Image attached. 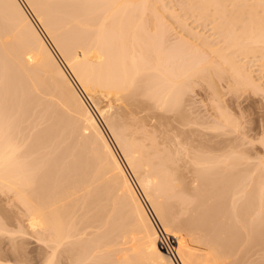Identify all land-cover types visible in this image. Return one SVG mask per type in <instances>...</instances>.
I'll use <instances>...</instances> for the list:
<instances>
[{"label":"bare ground","instance_id":"obj_1","mask_svg":"<svg viewBox=\"0 0 264 264\" xmlns=\"http://www.w3.org/2000/svg\"><path fill=\"white\" fill-rule=\"evenodd\" d=\"M196 1H192L191 9L198 16L205 18L212 10L211 17L216 15L219 21L223 20L216 23L214 17L213 28L222 35L219 43L225 47L220 49L219 43L210 46L202 40L197 60L193 55V59L187 60L185 56L190 50H185L184 45L188 46V41H182L183 37V47L175 43L180 48L176 49L169 38L172 28L167 22L162 26L166 11L164 7L159 10L158 4L167 9L163 0H0V99L7 103H3L5 109L9 105L10 109L16 105L14 111L20 108L16 113L21 112L25 120L22 123L27 126L23 130L30 133V139L18 146L11 141L8 130L21 133L20 127L15 130L20 115H16V125L11 123L14 119L5 121L7 129L0 121V194H14L26 213L32 236L51 250L44 257V264H62L64 251L72 245L71 241L74 243L70 232L78 226L94 231L82 232L77 242L79 250L75 243L76 249L71 248L85 252L89 259L100 258L98 263L103 259L104 264H177L173 255L182 264H232L235 256H243L261 244L264 248V168L260 169L264 164L253 167L254 171L248 169L243 176V170H238L245 165L242 155L191 154L188 159L192 165L186 164L191 165L192 179L195 177L197 182L195 188L191 187L185 176L191 171H182L179 164L186 155H181V149L176 151L182 142H178L176 150L169 147L173 152L168 151L170 145L162 149L160 143L158 146L154 142L162 143L164 139L150 142L145 130L144 139L149 146L144 139H140L145 144L141 145L138 138L127 134L129 125L123 124L125 118L122 121L113 109L115 98L141 112L157 109L177 114L185 91L195 81L206 82L217 94L218 82L230 72L232 75L227 78L233 80L234 84L229 79L232 88L249 85L253 90H261L254 79L253 61L247 60L249 54L259 56L257 61L264 70V15L260 14L264 0ZM233 8L236 14L230 10ZM174 16L170 15L177 19ZM188 33V37L196 35L188 43L193 52L198 48L194 41L201 40V35L192 30ZM178 50H184L181 53L186 55ZM206 51L210 57L214 54L216 61L204 56ZM234 53L240 58L248 56L240 60L237 55L232 56ZM98 95L108 99L104 107L96 102ZM27 102H31L33 111ZM43 117L48 119L47 129H39L40 123H36ZM99 118L107 122L124 161L107 138ZM179 119L187 120L182 114ZM62 136L66 146L60 152L65 154L57 164L54 159L60 152L56 140ZM150 137L153 136L149 134ZM164 141L163 145L169 140ZM29 147H43L47 154L42 149L38 151L42 155L37 153L40 156L25 153ZM127 167L162 222V235ZM37 182L45 185L38 186ZM211 200L213 203H208ZM183 214L187 215L185 219L178 221ZM2 226L1 235L11 234L5 233ZM112 235L119 241L115 242ZM164 235L167 249L162 244ZM190 238L203 250L194 247ZM122 245L129 247L124 249ZM260 251L264 254V250ZM74 255L77 257L73 258ZM73 256L68 254V264H81L78 253Z\"/></svg>","mask_w":264,"mask_h":264},{"label":"rangeland","instance_id":"obj_2","mask_svg":"<svg viewBox=\"0 0 264 264\" xmlns=\"http://www.w3.org/2000/svg\"><path fill=\"white\" fill-rule=\"evenodd\" d=\"M192 1H194V0H163V4L167 6V9L165 6L160 5V3L158 4L159 10L161 9L160 7H162V8L164 7L163 9H164V11H166V13L164 12V14H163L164 17L162 16V18L165 19V22L163 23L162 26H164V24L166 25V22H167L170 25V27L172 28L171 36L174 39L168 34L169 38H171L170 42L173 43V45L175 43H179L178 45H180V46L182 45V41L187 40L189 43L190 42L189 40L192 39V37L196 36V35H193L192 37L189 36L190 38L187 36V32L190 33V31L192 30V32L193 31L196 32L195 34L201 35V40L200 39L198 41L192 40L195 42L196 45L193 42L191 47H193V44L195 45L194 47H198V46L200 47V46H202L201 42L203 44V41L207 42L208 44L210 43V46H213L214 44L217 45L219 42L222 41L220 38L221 34L219 35L218 32L216 34L213 26L214 27L216 26L215 24L217 23V20L219 18H217L215 15L214 17H216L215 18L216 23H214V20H213L214 17H211V16H213L212 10H210L211 13H210V11H209V13H207V16L205 18L202 16H198L199 13L198 14H197V12L194 13L195 11H192V9H191L193 7V6L191 7V4H193ZM231 1H229V2L231 3ZM161 3H162V1H161ZM229 5H227L228 8H229ZM230 8H232V7H230ZM230 10L233 13H235L234 8L230 9ZM228 11H229V9H228ZM245 11H244V13L247 12V11L246 12ZM233 13H231L232 14L231 17H233ZM172 14L176 15L174 17H177V19L176 18L172 19L170 17V15L172 16ZM209 14H211V15H209ZM229 14H230V12H229ZM260 14L264 15V10H260ZM209 17H211V18H209ZM153 18H155V17H153ZM241 18L243 19V16ZM31 19H32V17H31ZM155 19H157V18H155ZM164 19H161L160 23H162L164 21ZM245 19L247 20V17L244 18V21H246ZM157 21H159V20L157 19ZM220 21L222 22L223 20L221 19ZM220 21H219V23H221ZM160 23H158V24L160 25ZM168 24H167V26H168ZM189 33H188V35H190ZM183 37H184V39H183ZM195 39H196V37H195ZM185 43H186V41H185ZM188 43H187V45L190 46ZM178 45H176V44L174 45L176 47V49H180V48H178L179 47ZM224 45L222 43H219L220 49L224 48L225 47ZM188 46L184 45V49L187 47L185 50H190L188 52H190L191 55L187 54V56H185L186 53H185V55L181 53V52L184 53V50L183 51L178 50V51L182 55H184L187 60H191V58L193 59V57H195L194 59H196V55L201 54L199 47L197 48V50H196V48L193 49V52H192L191 51L192 49H188L189 48ZM175 47H173V48H175ZM181 47H183V45ZM217 48H218V46H217ZM200 49H202V48H200ZM198 50L200 51V53ZM202 50L204 51V48ZM197 51H198V53H197ZM207 53H208L207 51H206V53L204 52V56H207L208 55ZM234 54L235 55L232 54V56H234L236 58V55H237L240 58L238 53H234ZM256 54L261 55L260 53H256ZM177 55L179 56V54H177ZM182 55L179 57H184ZM188 55H190V58L188 57ZM192 55H193V57H191ZM199 55L197 57H199ZM253 55H254V57H252ZM208 56L210 57V55H208ZM241 56L242 57L240 58V60L244 59V57L246 58V56H248V55H246L244 57H243V55H241ZM249 56L250 57H248L249 59L247 61H249V60L253 61L251 65L253 68L252 70L254 71V73H253L254 79L256 80V83L261 85V90H259V91L253 90L254 88H251V86H249V85L248 86L244 85L243 88L239 87L240 89L242 88L241 90L238 87H236V89L232 88V87H234L231 84V81L233 83V80L229 78L231 80L230 81L227 78V77H230L229 74L231 73V72L230 73L228 72L229 74H227L228 75L227 77H226V75H224L226 78L223 76L225 79H223V77H222L221 78L222 80L220 79L221 81L217 80V81H219L216 88H215V89H217L216 90L217 92L219 91L218 93L216 92L217 94H214L215 91L213 92L212 87H210L206 82H204L205 83L204 84L201 81V83H202L201 84L200 81L199 82H198V80L195 81V83L197 82L196 84L194 83L196 86L194 84H192L193 89L190 87V90L188 89V91H185L186 93L184 92L186 95L184 94V96H183L184 99L182 98V100H181V102H183V103H181L182 105L179 104V105H181V107L179 106L180 108H178V109H181L180 111H182V112L176 111L177 114H175L174 112L173 113L172 112L166 113V111L164 112V110L162 111V110H157V109H150V110H147L146 112L144 110H142L144 112H141L140 109L131 108V106L130 105L128 106L126 104V102L124 103V101H120V100H117L115 98L113 99L114 100L113 106L115 107V108L113 107L114 112L118 113L120 115V117H122V121H123V118H125L123 121V124L127 123L126 125H129L127 128V130H129V131L128 132L126 131L127 134L129 136H132L135 139L138 138L137 140H139V144H141V145L146 144V146H149V141H146V139H144V135H145L144 131L145 130L147 131L145 137H147V139H150V142H152L153 139L158 140L159 138L161 140L159 139L158 141H162L164 139L165 141L169 140L170 142H173L170 144V142L168 141L169 143L166 142L163 145L164 140L162 141V143L154 141L157 145L160 143V146L162 145V147H161L162 149L163 148L165 149L166 146L170 145V146H168V151H169V149L171 150V148H169V147H172L173 149L176 150V147H178V144H179L178 142H180V143L182 142V144L180 145L181 147L180 148L178 147V150H176L178 152L181 149V151L183 152L181 155H186V157L182 156L181 161H179V164L181 163L180 166H182L181 168L183 169V170L181 169L182 171L187 172V170H190L192 172V169H191L192 161L189 159H191L193 154L204 153V155L213 156V157L214 156H217V157L218 156H220V157L224 156L225 157V156H227V154L232 153V154H230L231 156L232 155L244 156V158H245L244 164L247 165V167L245 165H241L242 167L239 166L240 168L238 167V170L239 171L243 170L242 174H243V176H245L248 173V172H246V171H248V169L254 171L256 169L255 167H257V166L259 167V165L263 166V164H264V145L259 143L261 140H264V70L262 67H260V64H259L260 62L257 61L259 56H255V54H252V55L249 54ZM201 57H202V55H201ZM238 57L236 59L237 61L239 60ZM211 58H214V61H216L214 54H211L210 59ZM260 58H261V56H260ZM186 59L183 58L184 61ZM187 60H186V62H187ZM189 62H191V61H189ZM188 64L189 63H187L186 65H188ZM231 75H232V73H231ZM81 93H82V91H81ZM82 94H83V96H85V98H87L88 95L86 93L83 92ZM216 95H218V96H216ZM106 99L107 98H105L104 96L98 95L96 97V102L99 104V106L104 107L108 103L107 102L108 99H107V101H106ZM32 101L33 100H31V102ZM31 102H29V103H31ZM3 103H5V102H3V101L1 102V99H0V121L1 122L3 121L5 123L6 120H7V122H9V121L14 119L13 121H11V123L12 122L15 123L13 125H16V122L20 123V124L15 126V130H17L18 127H20L19 131L22 130L21 133L19 132L20 135L18 132L16 133V131H14L12 127L11 128L14 131V133H11L13 131H10V129L8 130V133L10 132V134H9L10 138L12 137L11 141L16 143V145H18V146H22L25 141H28L30 139V133L28 132V129H26L27 131L23 130L27 127L25 123H22V121L24 120V117L22 119V117H21L22 115H20L21 112L16 113V109H18L17 111H19L20 108L16 107L15 111H14V107L16 105L15 106L12 105L11 106L12 110H11L9 107L10 105L9 106L7 105L9 108L6 107V109H5V107L3 106ZM29 103L27 102L26 105L28 106L30 111H33L32 110L33 108L30 107ZM34 103L32 106H34ZM1 104H2V106H1ZM5 104H7V103H5ZM8 109L10 110V113L7 112ZM113 109L111 111V116H112ZM132 110H136V112L132 111ZM137 110L139 112H137ZM12 111H14L15 113H13ZM156 111H157V113H156ZM7 113H9V114H7ZM12 113H13V118L10 117L12 115ZM134 113H136L137 115ZM18 114L20 115L19 117L21 118V121H19L20 119L17 121L15 120V118L17 119L16 115L18 116ZM118 114H115L116 117L118 116ZM181 114H182V116L184 115V118L186 115L187 120L186 119H182V120L179 119ZM7 115H8V117H7ZM161 116L163 118H165L166 120L165 119L161 120L160 119ZM116 117L114 116V118H116ZM120 117H119V119H120ZM26 118L27 117H25V119ZM99 119H100V122L103 126V129L105 131L107 138L109 139L113 148L117 151V153L119 154L121 159H123V161H124L123 153H122L120 147L118 146V144L115 140V137L112 135L109 126L106 124L107 122H105L104 119H101V118H99ZM158 119H160V120H158ZM163 120L165 121L166 125H165V123H163V125L161 124L163 122ZM159 121H160V123H159ZM36 123H38L37 124L38 126L40 123L39 129L40 128H42V129L48 128L47 127L48 119L46 117H43L42 120L39 119V121H37ZM135 124H136V126H134ZM5 125H6V123L4 124V126ZM126 125H125V127H127ZM139 125L142 127H140ZM6 126L4 129H7ZM156 126L157 127L160 126L161 128L158 127V131H157ZM154 127H156V128H154ZM164 128H165V131H164ZM159 131H160V134H159ZM165 132L168 133L166 135L168 137L165 136ZM153 133H154V135H153ZM11 134H12V136H11ZM149 134L153 137L149 138ZM63 138H65V137L62 136L60 138H57V140L55 139L57 142V146H59V148H58L59 152H60V150L62 151L63 146L64 147L66 146V144H65L66 142L64 143V141L66 139L64 140ZM140 139L141 140L144 139L145 144L142 143L140 141ZM176 140H178V141L176 142ZM21 143H22V145H21ZM63 143H64V145H63ZM55 144L56 143L54 142L53 147H55ZM186 145H188V148H189V146L191 148L188 149ZM163 146H165V147H163ZM26 149H25V153L36 155L38 153L39 149H42V151H43L45 148L43 149V147H42V148H39L37 150L35 147L33 149L31 147H29L27 150ZM63 149H65V148H63ZM66 149L63 151H67ZM45 150H44V153H45ZM189 150H191L194 153H190ZM171 151L173 152V150H171ZM41 152H39V153L41 154ZM38 154L36 156H40ZM42 154H43V152H42ZM45 154H47V151ZM60 154H61V152L59 154H57V157H55L56 160L54 159L55 162L57 161V164L61 163L62 159H59V158H63L64 157L63 154H65V153L61 154V155H63L62 157ZM58 155H60V156L58 157ZM188 155H191V157L189 158ZM183 157H185V158L183 159ZM32 161L34 162V159H32L31 162ZM187 162H189V164L191 163V165L190 166L187 165L188 164ZM182 163H184V165ZM248 165L250 167H248ZM185 166H188V167H185ZM253 167L255 169H253ZM185 168H187V169H185ZM263 168H264V166L262 168L260 167V169H263ZM127 171L129 173V176L133 180V182H134V184H135V186L139 192V195L141 194L140 197L143 200V202L145 203V206L147 207L148 211L150 212L149 214L153 215V219H154L157 227H159L162 231V229H163L162 222L160 221V219L156 215V213H154V211L152 210L151 204L149 202H146V200L144 199V196L142 195L141 187L139 186L138 180L136 179L134 174L131 172L129 167H127ZM185 172H184V174H185ZM191 172L189 173V171H188V174L186 173L185 176L187 175L186 177H188L187 182L190 183V185L191 184L193 185L191 187H194V186H197V182L194 181L195 177H194V179H192L194 174H193V172L192 173ZM191 180H193V182ZM40 182H42V180H40ZM40 182L39 183L37 182L38 186H43V184L45 185V182H43V183H40ZM10 193L11 192H9V194L6 193L7 195L6 194L5 195L0 194L1 195L0 196V224L3 225L2 227H4L3 228L4 231L6 230L5 233H7V232L11 233L9 235H8V233L6 235L0 234V261H2L1 263H4V264H7V263H9V264H44L45 263L44 261H46V259L44 257H47L48 255H46V254H49L51 250L47 249V248L45 249L32 236V233L28 227V224H29L28 218L25 215L26 213H23L25 211L22 210V207H20V205L15 201L16 197L15 196H14L15 198L13 197L14 194H10ZM220 193H222V191H220ZM15 203H16V205H15ZM208 203L212 204L213 200L209 201ZM179 212H180V210H179ZM177 216H179V215H177ZM186 216L187 215H184V217L179 216L181 218L178 221H182V218L184 220ZM81 227H83V228H81ZM81 227L79 228V226H78L77 229H75L73 227V230L74 229L75 230L72 233L73 234L76 233L77 235H75V234L73 235L70 232L71 237H72L71 239L74 240V243L77 245L74 246L75 244L73 243V241H71L72 245H70L69 247L66 246L67 249L64 251L65 252L64 255L65 256L67 255V256L66 257L64 256L63 257L64 259L62 258V264H68V259H67L68 254L73 256L74 253H78V255H79L78 257H80V259L78 258V262L80 260L81 264H93L94 262H95V264L96 263L97 264H100V263L104 264L103 259L99 260V263H98L97 260L100 258L89 259L90 257H88L87 254L85 255V252H82L81 250L80 251L82 253L78 252L79 247L77 248V246H78L77 242L80 241L78 239L82 238V235L84 234V233L82 234V232L86 233L88 231V229H86L87 227H85V226H81ZM22 229H24L23 232L26 231L25 234H28V235H25L22 232ZM68 230H69V228H68ZM89 230L90 231H88V232L94 231V229H92V228H89ZM79 233L81 234V236L79 235ZM88 234H91V233H88ZM72 235L74 236V238ZM75 236H78V237H75ZM112 237H113V235H112ZM113 238L115 240H117L115 236ZM165 239H167L166 235H164V237L162 238V244H163V247H166L165 249H167V246L165 245V242L167 240H165ZM190 239L189 240L192 241V245H194V247H196L199 250H203L202 246L199 247V246H197V244H198L197 242L196 243L193 242L194 241L193 238H190ZM110 240H112V239H110ZM118 241L119 240H117L115 242H118ZM163 241H165V242L163 243ZM168 241L170 242V240H168ZM172 241H173V239H171V242ZM171 242H170L171 246L176 247V244L173 245ZM199 245H201V244L199 243ZM71 246H72V248L76 247L78 250L75 251L74 249H76V248L72 249ZM258 246H260V245H258ZM261 246L258 247V249L256 247H254L253 250H250L249 252L247 251V253L246 252L243 253V256L242 255L241 256L240 255L235 256L233 259H231V262H234L232 264H251L253 262H254L253 264H257L258 262H259L258 264H260L261 261H264V257H263L264 254H263V252L260 251V250H262V251L264 250L263 244H261ZM119 247L121 248V246H119ZM122 247H124V249H125V248H128L129 245H122ZM259 248H261V249H259ZM71 250H74V252H72ZM66 251H68V252L66 253ZM259 251H260V253H259ZM202 252L203 251H201V253ZM84 256H85V259H84ZM111 256H112V254H111ZM75 257H77V256L74 255L73 258H75ZM115 258H119V256H115ZM82 260H83V263H82ZM75 261H77V258L75 259ZM179 263L182 264L180 261H179Z\"/></svg>","mask_w":264,"mask_h":264},{"label":"built area","instance_id":"obj_3","mask_svg":"<svg viewBox=\"0 0 264 264\" xmlns=\"http://www.w3.org/2000/svg\"><path fill=\"white\" fill-rule=\"evenodd\" d=\"M158 230H159V232L161 233V235H162V231H161V229L158 227ZM173 258L175 259V261L177 262V264H179L178 263V261H177V259H176V257L173 255Z\"/></svg>","mask_w":264,"mask_h":264},{"label":"snow or ice","instance_id":"obj_4","mask_svg":"<svg viewBox=\"0 0 264 264\" xmlns=\"http://www.w3.org/2000/svg\"><path fill=\"white\" fill-rule=\"evenodd\" d=\"M259 143L262 144V145H264V140H261Z\"/></svg>","mask_w":264,"mask_h":264}]
</instances>
